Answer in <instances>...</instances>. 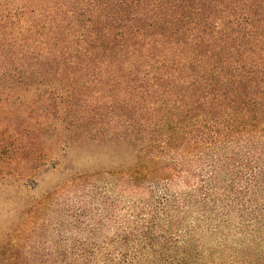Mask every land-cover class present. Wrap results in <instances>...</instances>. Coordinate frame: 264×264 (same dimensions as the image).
<instances>
[{"label": "trees", "instance_id": "trees-1", "mask_svg": "<svg viewBox=\"0 0 264 264\" xmlns=\"http://www.w3.org/2000/svg\"><path fill=\"white\" fill-rule=\"evenodd\" d=\"M0 124L2 184L28 187L90 144L135 182L192 187L198 162L206 202L223 168L264 190V0H0ZM143 227L122 241L149 250ZM95 247L78 263L148 259Z\"/></svg>", "mask_w": 264, "mask_h": 264}, {"label": "rangeland", "instance_id": "rangeland-1", "mask_svg": "<svg viewBox=\"0 0 264 264\" xmlns=\"http://www.w3.org/2000/svg\"><path fill=\"white\" fill-rule=\"evenodd\" d=\"M69 158L28 187L0 183V264H79L82 245L96 246L95 256L145 254L141 264H264V190H249L236 172L221 169L206 202L198 162L186 166L190 187L182 179L135 182L114 171L119 160L102 146L82 144ZM1 163L0 178L11 176L14 166L3 172ZM143 226L149 250L122 241Z\"/></svg>", "mask_w": 264, "mask_h": 264}]
</instances>
